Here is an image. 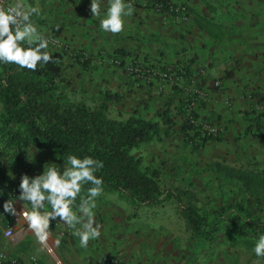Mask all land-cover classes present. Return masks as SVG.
<instances>
[{"label":"rangeland","instance_id":"374dc122","mask_svg":"<svg viewBox=\"0 0 264 264\" xmlns=\"http://www.w3.org/2000/svg\"><path fill=\"white\" fill-rule=\"evenodd\" d=\"M173 4L181 5L174 2ZM186 5L191 11L190 5L187 3ZM73 15L71 19L76 25L80 21L75 19V13ZM166 16L171 17L166 20L168 24L179 25L182 28L190 19L186 20L180 15L171 13H167ZM64 19L70 18L65 16ZM31 21L36 25L38 32L48 40V50L65 54V76L73 80L81 93L89 98L100 90H111L122 96L119 102L111 104L110 113L113 117H126L134 109L147 118L151 117L159 107L160 98L173 94L174 88L179 92L174 96L171 104L173 115L176 117V125L171 128L173 136L165 137L162 131L163 138L154 137V140L147 143L144 146L146 162L152 166L162 167L164 184L168 188L177 189L185 205H194L211 219L223 215L220 231L213 239H207L193 233L180 212L182 208L173 198L164 199L162 203L138 210L135 204L123 194L103 187L102 196L105 203L101 224H106L109 219L113 223L118 222L115 228L121 232L126 228L128 221L126 215L135 214V217L137 215L145 217L157 221L153 222L155 225L161 223L170 231L169 236L174 239L177 237L178 241H184L186 251L203 255L209 251H220L223 248L221 245L224 237L230 240L242 238L239 234H232L228 229L234 225L233 215L229 213L231 206L239 204L264 220V188L252 189L236 179L222 175L223 171H220V168L241 170L247 174H256L264 181V138L257 135L255 131L246 129L249 128L251 121L258 118L264 121V91L257 96L255 87L252 90L249 83H246V99L240 100L235 96V92L231 93L229 90L226 92V86L220 77L213 79L211 85L205 86L201 81L196 80L195 73L198 72H194L195 69H193L192 78L186 79L182 76V72L178 71V66L183 65L181 63L183 60L171 63L161 62L164 57L159 56H163V48L167 49L169 45L164 43L163 36L158 33L148 35L146 40L152 43V45L147 44L149 48L144 43L135 49L138 53L126 57L120 53L121 51L114 52L106 47L101 50H89L83 44L86 36L75 34L70 36L69 28L56 25L60 30H51L48 22L40 28L36 18H31ZM56 21L58 22V19ZM93 21L98 23L96 19ZM138 36L137 39L140 41L142 35ZM97 37L95 36V39ZM137 64L156 69L159 73L149 81L128 70L129 66ZM115 72L123 74L125 79L114 77ZM166 72H168L167 76L164 75ZM127 83L129 86L126 85ZM261 99L262 102H259ZM180 107H185L188 114L193 110L199 114V118L194 123L197 130L222 139L210 141L199 149H193L192 144L187 143L179 131V126L183 122V118L179 115ZM2 113L3 109H0V154L2 153L1 159L7 178L9 174H29V176L40 174L44 166L47 167L49 164L63 168V160L44 156L33 147L29 149L28 154L8 147L1 132V127L4 125L1 120ZM166 128L167 125L163 124L162 129ZM15 184L14 189L11 190L18 197L19 183ZM4 202L5 197L0 194V264H48L33 249L31 242L21 248L18 247L21 242H17L16 238L20 235V229L14 225L20 224L23 216H12L6 213L3 208ZM111 212L115 214L112 217L109 215ZM55 222L56 220L51 221L50 225L55 226ZM10 226L13 227L14 233L13 236L8 237L5 235V230ZM107 226L109 228L108 224ZM68 233L67 230L61 231L63 238H68L70 236ZM105 237L107 238L108 235ZM46 253L51 256L52 249ZM110 256L130 264L126 257L108 251L103 252L98 264H103V260ZM232 262L237 263L235 258ZM54 264L60 263L55 261Z\"/></svg>","mask_w":264,"mask_h":264},{"label":"crops","instance_id":"0c3cea01","mask_svg":"<svg viewBox=\"0 0 264 264\" xmlns=\"http://www.w3.org/2000/svg\"><path fill=\"white\" fill-rule=\"evenodd\" d=\"M156 1L124 0L126 4L133 5V15L124 17L125 25L122 32L112 34L100 28V18L92 16L91 0H23L25 5L39 8V15L33 14L31 18L37 19L40 28L45 22H48L51 30H60L58 26L69 28L70 36L73 34L86 36L83 44L91 51L106 47L131 57L133 53H138L135 50L138 46L146 43V47L149 48L147 44L152 45V43L146 40L148 35L158 33L163 36L164 43L169 45V48H163V56H159L164 57L161 62L171 63L176 60L177 62L183 60L181 61L183 64L190 62L191 71L195 69L193 71L198 72L195 73L197 81L208 86L213 79L220 77L226 86V92H235V96L240 100L246 99V83H249L252 90L255 87L257 96L262 94L261 92L264 91V0H171L176 4L187 3L191 7L190 19L183 28L168 24L166 20L171 17L154 7ZM15 2L16 0H12L13 5ZM99 3L103 17L108 6L107 0H99ZM74 13L75 19L80 21L76 25L71 19ZM65 16L70 19H64ZM94 19L98 23L94 22ZM139 34L142 35L140 41L137 39ZM95 36L98 37L95 39ZM107 37L111 39H106ZM114 77L125 79V76L119 72H115ZM126 85L129 86V83ZM229 87L231 88L227 89ZM0 109H3L2 102ZM254 121H251L249 128H246L248 131L256 130L250 128ZM255 133L259 135L257 131ZM22 175L24 174H9L7 179L14 184L20 183ZM36 175L38 174H31L29 177ZM86 195L87 192L81 191L80 196L86 197ZM17 198V196L10 197L15 201L17 211H22L23 208L31 209L28 202ZM79 203L80 197L73 206L74 211ZM104 203L101 194L96 198V207L93 209L95 224L100 226L101 236L90 240L86 248L80 246L79 237L72 235L73 229L58 219L55 226L50 225L49 229L48 247L52 249L51 256L46 253L48 248L42 249L34 234L27 229L24 219L20 224L14 225L20 229V235L16 238L17 242H21L18 247L21 248L31 242L33 249L48 264H54L55 261L60 264H98L104 251L118 253L126 257L130 264H233V258L236 264H264V258L257 257L253 248L243 240H230L226 237L223 238L221 245L223 248L220 251H209L203 255L197 252L190 253L186 251L184 241L169 236L170 231L161 223L155 225L153 222L157 221L138 215L135 217V214L126 215L128 219L126 228L118 232L115 228L118 222L113 223L109 219L106 224H101ZM147 206L149 205L144 204L140 209H146ZM46 210L51 209L46 206ZM109 215L112 217L115 214L111 212ZM62 230H67L70 236L63 238ZM105 235L108 237L106 238ZM57 239L60 241L58 246L55 243Z\"/></svg>","mask_w":264,"mask_h":264},{"label":"trees","instance_id":"16d2710c","mask_svg":"<svg viewBox=\"0 0 264 264\" xmlns=\"http://www.w3.org/2000/svg\"><path fill=\"white\" fill-rule=\"evenodd\" d=\"M171 5V0H157L154 7H159L163 13L175 15L171 12ZM46 51L51 54V61L47 64L39 63L35 71L20 68L13 63L0 62V101L3 104L1 120L4 124L1 132L7 146L26 154L33 147L44 156L57 157L63 161L68 155L80 158L90 156L103 163V167L95 172L103 180L102 187L118 191L138 208L173 198L182 208L180 212L193 233L213 239L221 229L223 215L211 219L194 205H185L177 189L168 188L164 184L162 167L148 164L144 155V146L154 137L163 138L162 131L165 137L173 136L171 128L176 125V117L171 104L179 92L174 88L173 94L160 98L159 107L151 117L147 118L137 109L126 117H113L110 113L111 104L121 100L119 93L100 90L88 98L72 79L65 76V54L48 49ZM191 69L190 62L178 66V71L186 79L192 78ZM179 115L183 118L179 131L185 141L192 144L193 149L222 139L197 130L194 123L199 114L194 110L188 114L185 107H180ZM163 124L167 125L164 130ZM250 128H255L264 138L262 119H256ZM1 156L2 153L0 194L7 201L16 184L9 182L5 176ZM220 171H223L222 175L236 179L252 189L264 188L263 179L256 174L230 168H220ZM88 187L91 185H84L82 192H87ZM254 192L258 193L256 190ZM229 213L233 215L234 222L228 228L230 232L239 234L242 238L238 241L243 240L254 248L259 235L264 234L263 218L239 204L231 206Z\"/></svg>","mask_w":264,"mask_h":264},{"label":"clouds","instance_id":"9594fccd","mask_svg":"<svg viewBox=\"0 0 264 264\" xmlns=\"http://www.w3.org/2000/svg\"><path fill=\"white\" fill-rule=\"evenodd\" d=\"M107 10L101 17L99 0H91L90 12L100 18V28L105 32L118 34L124 30V17L133 15L131 3L124 0H107ZM38 7L25 5L23 0H16L12 6H0V62L13 63L20 68L35 71L41 62L51 61V54L46 51L48 40L39 32L31 21L33 14L39 15ZM103 167L101 161L90 156L80 158L68 155L63 168L53 164L44 166L42 173L29 177L24 174L19 183L18 200L28 202L31 209L17 211L15 201L4 202V211L12 216H23L27 229L43 248H48L50 223L60 220L73 229L72 235L79 237L80 246L86 248L90 240L101 236L100 226L95 224L93 209L96 198L103 192V180L95 172ZM87 188V195L80 196L82 187ZM80 203L73 210L77 198ZM50 207V211L46 210ZM6 235L13 236L11 231ZM58 246L60 241H55ZM51 251V249H48ZM253 251L257 257H264V234L259 235Z\"/></svg>","mask_w":264,"mask_h":264},{"label":"built area","instance_id":"2783aa9c","mask_svg":"<svg viewBox=\"0 0 264 264\" xmlns=\"http://www.w3.org/2000/svg\"><path fill=\"white\" fill-rule=\"evenodd\" d=\"M12 5H13L12 0H0V6L8 7V6H12ZM157 9L161 10L159 7H157ZM171 12H173L175 15L177 14V15L182 16V18L186 19V20H188L191 16L190 8L185 4H181V5L173 4V5H171ZM128 70L131 72L137 73L138 75L143 76V78L148 79L149 81H151L156 76V74L159 73V71L156 69L146 68V67L138 65V64L134 65V66H129ZM167 73L168 72H166L164 75L167 76ZM15 195H16V193L11 190L10 196H15ZM9 231L14 233L13 227H11V226L8 227L5 230V235ZM6 236H8V235H6ZM33 264H36V263H33ZM103 264H127V263L123 262L122 260H120L118 258L110 256V257H107L103 260Z\"/></svg>","mask_w":264,"mask_h":264}]
</instances>
